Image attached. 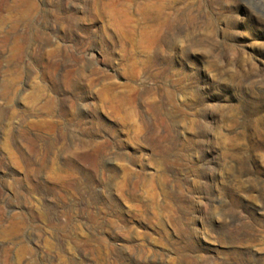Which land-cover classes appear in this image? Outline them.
Segmentation results:
<instances>
[{
	"label": "rangeland",
	"instance_id": "1",
	"mask_svg": "<svg viewBox=\"0 0 264 264\" xmlns=\"http://www.w3.org/2000/svg\"><path fill=\"white\" fill-rule=\"evenodd\" d=\"M0 264H264V0H0Z\"/></svg>",
	"mask_w": 264,
	"mask_h": 264
}]
</instances>
